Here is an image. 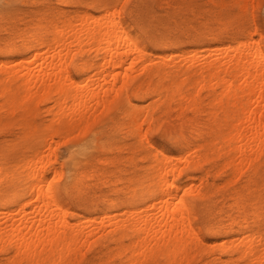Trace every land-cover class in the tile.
<instances>
[{
  "label": "rangeland",
  "instance_id": "rangeland-1",
  "mask_svg": "<svg viewBox=\"0 0 264 264\" xmlns=\"http://www.w3.org/2000/svg\"><path fill=\"white\" fill-rule=\"evenodd\" d=\"M105 9L109 15L113 13L114 17H120L127 36L143 51V60L147 62H144L142 58L139 60L138 54L132 52L133 55L130 56L135 59L137 57L138 60L133 58L132 63L130 57L128 62L126 61L123 65L125 67L121 69L124 72L127 68L126 75L125 73L122 75L123 72L118 70L119 75L122 76L119 78L118 75H115L114 77L115 86L118 87V89L115 87L117 90L114 92L120 90L115 94L110 93L111 96L109 95L108 98H112L113 95L115 97L110 98L111 100L109 99V102L103 104L104 106L97 107L93 111L94 116H91L86 122L87 124L80 127L79 130L57 132L52 141H48L49 147L52 146L51 150L53 151L50 152V148L47 151L45 142L50 136L48 124L52 114L46 108L49 109L52 106V101L48 98L38 97L39 99H35L36 103L33 100L24 106L13 105L11 108L2 104L0 99V189H2V195H0L1 200L4 201L3 206L11 207L15 202L17 205H22L27 201L29 194V187L25 188L24 180H13L11 187L6 183L7 178L10 175L16 177L18 167L34 151L44 153V155L49 152L47 155L50 158L47 163L48 177L57 187L58 201L66 209V218L69 222L76 225L92 216L93 218L99 216L96 220L105 224V232L96 235L87 244L78 246L77 252L71 254V258L67 259L69 264L128 263L123 255L119 256L116 253L113 247L114 243L110 241V235H106V232L109 231L108 228L111 229L110 225L106 223L110 224L114 220L116 221V218L112 219L114 214L117 216V220L121 216L122 219L127 217L126 214H130L134 208L147 206L153 198V192L150 190L152 187L148 185L149 183L144 177L151 161L144 157L146 149L141 144L143 140L136 136V125L133 127L129 123L130 115L139 112L144 115L148 103H158L150 111L151 118L148 122L150 126L147 129L146 137L153 147L148 146V148L150 151L155 148L171 157L175 155V158L184 154L190 146L200 140L199 136L195 138L193 134L196 118L200 123L208 124L207 117L203 113L195 117L188 108L180 106L176 108L174 102L163 97L162 101L158 102L156 95L160 92L164 96V90L161 89L158 78L150 80L151 85L148 84V79L143 75V68L140 66L144 65L145 67L154 60L159 61L158 58H169L167 56H171V54L180 55L172 61L181 60L185 54H187V58L191 59L193 53L196 52H200L198 60L201 62L208 54L220 53L219 50L215 52L213 49L231 46L241 40L249 43L253 41L251 42L254 43L252 44L253 49L259 48L264 51V0H0V67L6 69V67L18 65L20 61L24 63L31 60L34 50L26 52V43L32 34L40 33L45 36L46 33H50V28L44 25L56 23V26H53L57 27L56 31H60L61 28L65 27L64 29H66L65 25H69L70 21L72 22L70 24H73L71 16L74 13L82 16L83 13L89 12L86 14L97 17L103 12L106 13ZM42 23L43 28L38 32V25ZM52 31L56 33L54 29ZM114 33L118 34V30H115ZM256 44L259 46L256 47ZM83 48L85 49L81 50L82 52L72 49L74 52L70 51V53L73 54L68 53L70 59L67 56L64 60V64L68 65L71 81L75 80L73 82L77 80L87 83L91 78L92 80L98 78L94 76L97 70L96 64L101 61L103 53L90 51L86 54L85 51L88 48L86 49L85 46ZM77 49L80 50L79 47ZM210 50L212 52H209ZM3 60L8 64L4 63L3 65ZM130 63L132 64L130 65ZM139 67L141 71H138ZM137 68L139 69L137 70ZM103 69V72L106 73H101L100 81V77L107 80L111 76L108 74L110 69L108 70L106 67ZM133 69L135 74L132 75L130 73H134ZM87 75L91 78L88 79ZM80 79L82 80L80 81ZM189 87L190 85L185 89ZM203 90L200 91V97L205 99L206 92ZM192 93L195 95L194 92ZM89 104L92 103L89 102ZM77 108L81 110V108ZM99 108L101 109L99 110ZM179 108L182 109L179 110ZM217 123L219 122H215V127L218 125ZM210 124L209 122L208 126ZM214 125L213 131L215 129L216 132L218 126L215 128ZM145 127H147L146 124H143V128ZM181 137H184L183 141L179 140ZM57 141L60 143L56 144ZM251 143L253 144V142ZM247 150L246 154L255 159L254 154L250 152L252 149L248 153ZM252 151L255 153L257 150L253 149ZM212 152L209 154L213 158L210 156V159H202L200 163L197 162L193 166H181L179 184H187L188 181L189 184L194 183L195 188V184L200 182L198 183L200 185L196 186L197 193H193L191 190L192 193L188 194L186 202L191 222L202 242L201 245H193L190 251L184 254L185 256L178 259L179 261L176 260L175 264H219L227 261V264H230V259L232 261L237 257L236 255L240 257L241 253H243V256L241 254L242 258H235L231 264L234 261V264H245L249 257H246L245 254H249L247 248L249 249L250 246L247 244V247L246 242L252 240L251 238L257 234H264V153L256 152L260 156H257L255 160L252 157L249 158V160H253V162L251 160L252 163L246 160L248 158H245L246 162L231 163L225 155ZM242 164L246 167H243ZM240 166L242 167L240 168ZM234 168L236 169L234 170ZM237 170L241 171L238 176ZM235 171H237L236 174ZM54 172L56 173L54 174ZM201 176L203 178L206 176V179H201ZM232 176L237 177L232 178ZM199 178L202 182L199 181ZM203 180H207L206 184ZM127 183L129 184L127 185ZM192 187L191 189H194ZM4 189L6 190L3 193ZM196 190L194 189V192ZM181 195L179 192L177 198H180ZM175 201L178 202V199ZM125 209L126 214L124 215L122 210ZM108 215H110V223L107 221ZM242 217L245 220H242ZM244 233H248L246 236L251 233L255 235L252 234L253 237L250 235L251 237L248 239ZM242 235V247L238 249L236 245H239L240 241H238L239 243L235 241L241 240L240 236ZM232 237H234V241ZM227 239L233 242L230 244L227 241L226 243ZM127 242L125 239V243ZM221 244L223 245L221 246ZM210 245L212 246L210 247ZM228 245H231L230 248ZM223 246L225 247L223 248ZM240 250L244 251L239 253ZM11 254V249L7 252L0 250V264H5L7 256ZM260 255L262 257L257 255L260 257H258L259 259L264 258V254ZM62 257H56L62 260L61 263L55 259L53 262L44 264H53L55 261H58L57 264H68ZM253 259L257 261V258ZM250 261L253 263H246H264L262 259L259 262ZM165 263H167L165 259L159 257L151 264ZM22 264L27 263L22 262ZM138 264L148 263L141 260Z\"/></svg>",
  "mask_w": 264,
  "mask_h": 264
},
{
  "label": "bare ground",
  "instance_id": "bare-ground-1",
  "mask_svg": "<svg viewBox=\"0 0 264 264\" xmlns=\"http://www.w3.org/2000/svg\"><path fill=\"white\" fill-rule=\"evenodd\" d=\"M105 10L106 13L103 12L97 17L86 14L89 12H82V16L76 13L72 16L70 15L73 24H70L71 21L67 22L70 25H65L67 30L64 27V30L61 28L60 31H56L57 27L54 28L53 26L56 23L44 25L50 28V33H46L45 36L40 35V33L32 34L26 43V52L34 50L32 51L31 60L24 63L23 61L17 62L19 63L18 65L8 66L9 68L6 67V69H4L5 67H0V99L2 104L10 107L13 105L24 106L33 100L36 103L35 99L37 100L38 97L48 98L52 101V106L49 109L46 108L52 114L48 124L50 136L49 138L46 137L48 138L47 141L45 138L47 151L49 148L51 150L52 146L49 147V142L52 141L54 135H57V132L61 130L65 132H70L72 129L79 130L80 127L87 124L86 122L91 116H94L93 111L97 107L105 105L107 101L109 102L110 93L112 94L113 92L115 94L120 90L114 92V90L118 89L115 86L114 77L118 75L120 78L125 73L127 68H125L124 72L121 69L125 67L123 65L130 59L132 52H136L139 60L141 58L143 60V51L127 36L120 17H114L112 13L110 14L112 18H110L107 9ZM42 28L43 23L38 25V29H36L40 32ZM53 29L56 33L52 31ZM115 30H118V34L114 33ZM251 42H242L241 40L221 49L217 47L218 49L213 50L215 52L219 50V54H208L201 62L198 60L201 55L200 52L195 51L194 55L187 52L193 56H191V59L187 58V54H185L184 57L186 58L181 57V60L172 61L174 58L180 57V55L171 54V56H167L169 58H158L159 61L154 60L155 62L151 59L153 62L148 63L149 65L140 66L143 68V75L148 79V84L151 85L150 80L158 78L160 87L164 90V96L160 92L157 93L158 102H161L163 97L168 99V101L174 102L176 108L179 106L188 108L195 117L203 113L207 117L208 121L206 122L211 124L208 126L207 123V125L200 123L198 118H196L197 122H195L196 126L193 134L195 138L199 136L200 140L190 146L186 152L183 151L184 154H180L181 156L177 154L178 157L175 158V155L171 157L155 148H152L153 150L151 151L148 148V146L153 147L146 137L147 129L150 126L148 123L151 118L150 111L158 103H148L144 110V115L140 114V112L130 115L129 123L133 127L136 125V136L143 140L141 144L146 149L144 157L151 161V164L149 163L150 166L147 165L149 168L144 177L148 181V185L152 187V189H148L153 192V198L147 206L144 205L145 207H136L132 212L127 209L131 212L130 214H126V209L122 210L124 215H128L125 218L123 217V219L120 215L121 218L117 220V216L114 214L112 219L116 218V221L114 220L110 223L109 216L112 213L107 217V221L110 224L108 222L106 224L110 225L111 229L108 228L109 231L106 232V235H110V241L114 243L113 247L116 253L119 256L123 255L128 262L127 264H138L141 260L151 264L159 257L165 259L167 262L165 264H175L176 260L188 253L193 245H201L202 241L198 238V234L193 227L186 202L188 194L192 193L190 192L191 190H193V193H197L198 189L196 190V186L200 182L195 184V188L194 183L189 184L188 181L187 184H179L181 166L189 167L197 164V162L200 163L202 159L207 160L211 156L209 153L212 151V153L216 152V149L218 150L217 152L225 155L231 163H236V161L246 162V160L251 162L254 158L250 154L252 159L249 160L251 157L246 154V149H248L247 153L251 149L257 150L255 153L252 150L250 151L254 154L255 159H257L256 157L260 151L264 153V51L259 48L253 49L252 44L254 43ZM75 46L79 47L80 50L74 48ZM80 46L88 48L85 51L86 54L90 53V51L103 53L101 61H97L98 63L96 64L97 70L94 76L98 78L95 77L96 79L92 80L87 75L88 79L91 78L87 83L78 82L77 80L73 82L74 79L71 81L68 65L64 64L67 56L70 59L68 53L72 52V49L78 52L84 51L85 48ZM257 46L259 45L256 44ZM252 50L254 51L252 52ZM209 52H212V50ZM70 54L72 55L73 53ZM137 57L136 59L138 60ZM133 58L135 59L133 56L130 59L132 63ZM5 62L3 60L2 64L4 65ZM104 67L108 70L110 69V71L107 70L108 74H111L109 79H107L108 81L103 77H100L101 81L99 80L101 73H106L103 72ZM141 68L138 71H141ZM118 70L123 72L122 75H119L120 72ZM113 72H115L114 75H112ZM130 74L133 75L135 72ZM119 81L120 86L121 79ZM189 85L190 87L185 89ZM203 89L206 92L205 99L200 97V91ZM113 97L115 96L113 95ZM89 102L92 104H89ZM77 107L81 108V110H78ZM182 108H179V110ZM140 115L143 116L139 117ZM138 120L140 121L138 122ZM217 121L219 122L217 123L218 129L215 132V129L213 131V125ZM143 124H146L147 127L143 128ZM179 140L183 141L184 137ZM58 142L55 143L57 144ZM250 143L254 146H251ZM208 151L210 152L208 153ZM258 151L259 153H256ZM50 152L53 151L51 150ZM47 153L49 154V152ZM47 155L34 151L18 167L17 176L11 177L10 175L7 178L6 183L10 184L11 187L13 180H24L25 188L29 187L28 199L25 203L17 205L15 202L13 203L15 206L4 207V201L1 200L2 189H0V207H2L0 211V250L5 252L9 249L12 250V254L7 256L5 264H22V262L44 264L53 262L55 259L59 260L58 258L62 256L63 259H66L65 262L67 261L66 263L69 264L67 259L71 258V254L77 252L78 246L87 244L96 235L105 232V224L96 220L99 216H94V218L92 216L83 222L80 220L82 223L80 222L76 225L69 222L66 218V209L58 201L57 187L48 177L47 163L50 158ZM210 158L213 157L211 156ZM245 158L248 159L245 160ZM244 164L246 165V163ZM237 171L234 173L236 174ZM240 172L239 170L237 176ZM237 176H232V178ZM205 177L201 176V179H206ZM230 178L228 177L229 180H231ZM206 181H204V184H206ZM5 190H3V193ZM179 192L182 195L177 198ZM177 199L178 202L175 201ZM18 215L20 217L17 218ZM242 220L245 219L242 217ZM243 225L245 224L243 223ZM252 234L254 233L250 235ZM244 235L246 236L248 233H244ZM250 235L246 237L249 239ZM257 235L255 237L252 235V240L246 242V245L250 246L249 249L247 248L248 245L246 247L249 254L247 253L248 255H246V251L244 252L246 257L249 256L245 264H247L246 262L251 263L252 261L250 260L259 262L262 259L264 261V258L259 259V256L262 257L260 254H264V234ZM240 237L241 240L235 241H240V243L238 242L239 245H236L238 249L242 247L243 235ZM125 239H127V243H125ZM228 239L226 243L227 241L230 242ZM232 239L233 241L235 240L234 237ZM221 246L220 248H222ZM229 246L231 245H228V248H230ZM243 251L240 250L239 253ZM241 254L243 256V253ZM241 254H239L240 257L236 255L237 257L235 258H242ZM253 258H257V261ZM61 261L60 259L59 262L61 263ZM232 261L230 259V264ZM56 262L58 263V261L54 263ZM227 262L223 263L227 264ZM261 264L264 263L261 262Z\"/></svg>",
  "mask_w": 264,
  "mask_h": 264
}]
</instances>
